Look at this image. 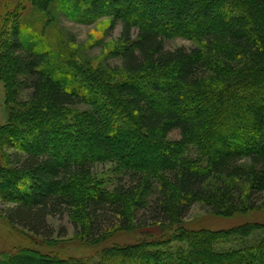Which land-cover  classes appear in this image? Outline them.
<instances>
[{"label": "trees", "instance_id": "16d2710c", "mask_svg": "<svg viewBox=\"0 0 264 264\" xmlns=\"http://www.w3.org/2000/svg\"><path fill=\"white\" fill-rule=\"evenodd\" d=\"M56 1L22 0L50 16ZM69 1L79 6L60 8L68 18L120 24L119 64L26 46L17 8L0 19L9 105L0 122V222L33 245L53 242L48 218L62 215L79 217V238L91 247L137 238L112 239L88 257L20 247L21 257L10 252L0 264H264V223L184 221L196 204L224 218L264 208V0H167L161 15L160 0ZM173 37L193 46L169 48ZM173 130L179 138H168ZM107 163L113 176L92 179ZM231 241L241 243L223 246Z\"/></svg>", "mask_w": 264, "mask_h": 264}, {"label": "rangeland", "instance_id": "374dc122", "mask_svg": "<svg viewBox=\"0 0 264 264\" xmlns=\"http://www.w3.org/2000/svg\"><path fill=\"white\" fill-rule=\"evenodd\" d=\"M167 2V0H160L157 3L160 15L167 12ZM55 3L59 7V10L57 9L54 15L50 16L49 14L46 15V13L44 14L43 12L37 11L31 7L28 2L24 4L22 0H0V19L7 17L8 12L17 8L19 12H21V16L19 27L16 29L21 36L20 38L24 41L23 44L26 46L30 45L34 41H37L40 43L37 46L38 49L45 47L46 49H50L53 52L56 51L59 54H63L64 52L65 56L69 53L71 56H78L83 61L88 62V65L93 63L94 65L100 64L104 67L118 66L119 59L116 56V50H120V47L123 45V41L120 38V24L116 25L112 30H109V16H102L88 23L78 22L68 18L65 13H62V10L66 11L73 8L70 7L71 4L79 6L78 1L71 2L69 0H63L60 2L56 1ZM77 8L79 9L80 7ZM132 15L131 17H134V14ZM78 16L86 17L82 11L78 12ZM146 20L147 22L149 21L147 16ZM214 21L218 24L221 20L219 18H215ZM41 33L44 35V40L46 39L47 41H43L42 38L39 37ZM165 44L169 48H176L178 46L190 48L193 46V42L182 37L166 39ZM59 46L61 47L58 49ZM44 68L49 69L51 66L45 65ZM24 97H26V93L23 94L22 98ZM8 109L9 105L5 102L3 85L0 82V122H4L6 120L9 113ZM168 138H179V132L177 130H173L169 133ZM149 140H152L153 142L155 141L152 138ZM116 141L118 140L115 139L113 142L116 143ZM155 149L156 148L153 147L150 150L148 149L144 151V153H141L139 155L141 158L139 161H146L147 157L152 155ZM191 150L190 152L195 154L194 149L192 151ZM112 176V165L107 163L105 165H97L94 168L91 178L106 180ZM4 205L5 203L0 201V208ZM74 218L79 217L76 215H72L70 217L68 215H62L48 218L50 226L55 231L52 240L53 242L48 245H33L24 237L25 234L21 230L13 229L8 224L1 221L0 258L1 256L3 257V255L10 254V252H19V257H21L20 247H32L43 253H50L59 257H88L95 254L102 244H111L113 242L112 239L122 240L124 238L122 240L123 242L133 238V240H136L137 238L134 234H126L120 238H115V236H113L112 238L101 242V245L91 247L88 245L87 241L79 238L78 231L80 230V227L75 226ZM184 221L188 226L196 228L207 227L210 229L229 228L233 225L244 222L264 223V208L256 211H250L246 214H237L234 217L224 218L216 216L200 204H196L192 207L189 215ZM258 235V232H255L252 236L244 240L247 242L252 241L253 238ZM240 243L241 241H231L223 246L237 247ZM30 254L31 256L37 258V260L45 259L37 253L32 252Z\"/></svg>", "mask_w": 264, "mask_h": 264}]
</instances>
